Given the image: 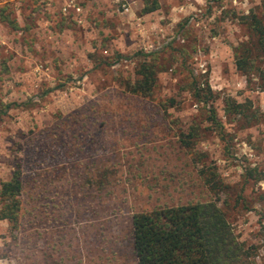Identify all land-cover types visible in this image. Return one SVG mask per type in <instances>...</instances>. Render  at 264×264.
Here are the masks:
<instances>
[{
    "label": "rangeland",
    "instance_id": "rangeland-1",
    "mask_svg": "<svg viewBox=\"0 0 264 264\" xmlns=\"http://www.w3.org/2000/svg\"><path fill=\"white\" fill-rule=\"evenodd\" d=\"M157 1L146 14V0L67 13L0 0V190L18 170L23 185L18 223L0 220V264H138L134 216L211 201L264 264V54L243 21L264 0ZM247 50L250 73L236 67ZM144 62L156 82L140 95ZM194 80L215 99L196 101Z\"/></svg>",
    "mask_w": 264,
    "mask_h": 264
},
{
    "label": "trees",
    "instance_id": "trees-1",
    "mask_svg": "<svg viewBox=\"0 0 264 264\" xmlns=\"http://www.w3.org/2000/svg\"><path fill=\"white\" fill-rule=\"evenodd\" d=\"M159 2H145L144 13H152L159 9ZM3 15V14H2ZM9 21V18L2 19ZM256 39V49L264 54V4L262 14L251 11L243 19ZM250 51L236 59L239 71L250 73L255 63ZM155 62H144L137 74L140 79L133 86V91L140 95L149 94L156 82ZM259 71V79L264 85V70ZM194 99L208 104L215 99L209 86L199 84L195 80L191 84ZM225 111L228 114H241L244 108L233 99H226ZM9 106L0 104V120ZM212 119L216 120V111L211 110ZM193 134L183 135L181 142L190 147ZM204 182L215 191L219 186L216 174L201 170ZM22 181L20 171H16L11 179L2 184L0 198L3 204L0 209V220L10 224L18 223L21 209ZM134 249L138 264H255L251 253L245 245L237 240L224 212L215 201L196 205L183 206L134 216Z\"/></svg>",
    "mask_w": 264,
    "mask_h": 264
},
{
    "label": "crops",
    "instance_id": "crops-1",
    "mask_svg": "<svg viewBox=\"0 0 264 264\" xmlns=\"http://www.w3.org/2000/svg\"><path fill=\"white\" fill-rule=\"evenodd\" d=\"M43 1L46 2L45 10L47 11L52 10L51 7L53 6V3H56V5H59L58 3L63 4L64 7L71 5L72 6L71 9H74V7H79L76 0H43Z\"/></svg>",
    "mask_w": 264,
    "mask_h": 264
},
{
    "label": "built area",
    "instance_id": "built-area-1",
    "mask_svg": "<svg viewBox=\"0 0 264 264\" xmlns=\"http://www.w3.org/2000/svg\"><path fill=\"white\" fill-rule=\"evenodd\" d=\"M71 8H72V6H71V5H68V6H66V7L63 9V11H64L65 13H67V12L69 11V9H71ZM74 9H75L77 12H80V10H81L80 7H74ZM122 9H123L124 12H128V11H129V6H128V4H127V3L122 4Z\"/></svg>",
    "mask_w": 264,
    "mask_h": 264
}]
</instances>
